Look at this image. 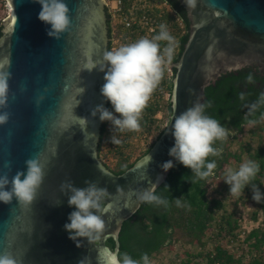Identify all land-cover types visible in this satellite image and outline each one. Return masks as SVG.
<instances>
[{"label":"water","instance_id":"water-1","mask_svg":"<svg viewBox=\"0 0 264 264\" xmlns=\"http://www.w3.org/2000/svg\"><path fill=\"white\" fill-rule=\"evenodd\" d=\"M13 16L0 27V70L10 73L9 99L0 125V174L9 178L25 170V161H44V180L27 206L0 203V255L10 253L17 264H103L105 242L119 235L124 223L141 208L137 193L169 173L161 165L174 145L171 123L222 74L245 67L264 72V0H194L185 9L190 35L173 67L172 115L151 151L121 176L100 158L104 123L91 110L102 102L103 73L93 65L109 50L110 14L103 0H66L71 24L59 40L49 38L38 20L41 6L33 0H8ZM107 14V15H106ZM111 29V26H110ZM111 44V40H110ZM104 106L108 108V103ZM151 158V159H150ZM95 182L107 189L106 230L99 241L80 246L68 238L64 225L74 210L61 185Z\"/></svg>","mask_w":264,"mask_h":264},{"label":"trees","instance_id":"trees-1","mask_svg":"<svg viewBox=\"0 0 264 264\" xmlns=\"http://www.w3.org/2000/svg\"><path fill=\"white\" fill-rule=\"evenodd\" d=\"M166 1L177 12L175 18L185 26L183 30L180 29L177 19L171 18L176 22L172 28L176 29L177 37L180 38L179 61L189 39L190 23L185 9L177 0ZM107 22L110 50L111 29L108 16ZM2 30L3 28L0 38L3 36ZM249 75L253 77L251 83L247 80ZM242 92L245 94L244 101L239 99ZM262 92L264 72L252 66L222 74L216 83L206 88L205 103L211 105L206 109V114L219 120L230 130L227 140L214 145L222 149L221 154L208 158L209 161L214 160L217 167L206 179L196 180L190 169L177 162L167 179L155 191L168 201V205L165 207L143 203L122 227L119 235L120 253H127L134 259H139L146 253L151 264L155 260H160V264H264V201L251 213V219L256 223L262 218L260 225L251 231L244 230L241 216L236 210L230 209L229 186L223 182L229 169H237L241 163L253 160L259 165V171L242 194L236 196L234 205L247 203L251 199L252 185H257L264 193V106L248 117L255 120V124H249L245 119L248 112L246 105L255 102ZM108 108L111 110L110 103ZM168 110L172 115L171 104ZM158 112L155 106H146L142 112L145 117L140 119L141 129L149 131L148 128L155 122L153 117ZM109 133V123L104 122L99 147L100 158L116 176L133 168L154 145L140 158L132 161V154L125 150L130 138L126 137L121 140L120 145L112 148ZM234 146H238L237 149ZM178 198H181L179 205L176 203ZM105 244L113 251L117 247L114 237H109ZM176 246H180L178 252H174Z\"/></svg>","mask_w":264,"mask_h":264},{"label":"clouds","instance_id":"clouds-1","mask_svg":"<svg viewBox=\"0 0 264 264\" xmlns=\"http://www.w3.org/2000/svg\"><path fill=\"white\" fill-rule=\"evenodd\" d=\"M41 6L38 20L48 26L49 38L59 40L67 32L71 24L70 9L66 0H33ZM186 7H194V0H184ZM160 42H165L161 50ZM175 38L170 34L167 26L161 24L159 32L151 39L140 38L137 41L122 45L114 50L103 53L102 59L93 65L95 70L103 73L104 83L100 88L102 102L96 104L90 115L100 123L110 125V142L114 145L122 143L120 133L125 131H139L140 117L152 93L159 86L164 66L173 59ZM10 73L0 70V125L5 124L9 115L5 109L9 99ZM253 82L252 75L247 77ZM239 99L245 100V94L240 93ZM110 103L111 110L104 106ZM210 104L202 103L200 98L193 102L185 111L173 116L171 135L174 145L169 150V156L176 162L190 169L196 180H204L213 174L217 167L210 156H219L222 149L215 147L217 142L227 140L230 130L219 120L206 114ZM264 106V92L257 100L246 105L248 112L245 119L249 124L255 120L248 119L259 107ZM151 159V158H150ZM166 173L174 167L173 160L161 165ZM259 171V165L253 160H247L237 169H229L224 175V183L229 186V195L239 196L254 179ZM44 161L32 158L25 161V170L18 171L9 178L8 174H0V203L9 205L14 200L19 205H30L36 198L37 192L44 180ZM156 184L144 188L137 195L138 203H154L167 206L168 201L155 193ZM252 199L257 203L264 201V193L257 185H252ZM61 191L67 197V204L74 209L68 216L64 230L68 238L76 243L99 241L105 233L106 222L104 214L108 211L104 207L109 198L106 188L95 182H86V186L77 187L72 182L61 185ZM177 205L181 198L176 199ZM103 264H151L148 254L139 259L132 258L127 253L118 250H104ZM0 264H17L16 259L6 253L0 255Z\"/></svg>","mask_w":264,"mask_h":264},{"label":"built area","instance_id":"built-area-1","mask_svg":"<svg viewBox=\"0 0 264 264\" xmlns=\"http://www.w3.org/2000/svg\"><path fill=\"white\" fill-rule=\"evenodd\" d=\"M108 12L110 14L111 26V48L114 50L122 45L130 44L140 38L151 39L159 32V26L165 24L170 34L175 38V51L173 59L170 63L164 66L163 78L152 93L146 106H155L159 112L153 117V120L160 126L161 123L166 122V128L170 122L171 115L169 114V104L172 99V85L174 81L173 67L178 63L180 55V38L177 37L178 33L174 28L177 22L180 29H184V24L179 19L175 18L177 13L170 3L166 0H103ZM2 12V15H1ZM6 14V15H5ZM13 16V10L8 0H0V27L10 17ZM177 19L176 22L171 18ZM172 22H171V21ZM173 25V28H172ZM176 31V32H175ZM177 33V34H176ZM182 34H185L182 31ZM161 50L165 46V42H160ZM167 111V112H166ZM166 112V115H165ZM167 117L168 120H164ZM145 114H141L140 119H143ZM164 120V121H163ZM155 124V123H154ZM153 124V125H154ZM152 125V126H153ZM151 127L148 128L149 131ZM110 128V125H109ZM141 130V128H140ZM145 130V129H143ZM137 134V133H136ZM125 137L122 139L124 140ZM112 148L116 145L112 144Z\"/></svg>","mask_w":264,"mask_h":264},{"label":"rangeland","instance_id":"rangeland-1","mask_svg":"<svg viewBox=\"0 0 264 264\" xmlns=\"http://www.w3.org/2000/svg\"><path fill=\"white\" fill-rule=\"evenodd\" d=\"M1 15H2V12H1ZM166 112H165V115H166ZM163 118L164 120L169 121L167 117L163 116ZM154 123L155 124L152 126L149 133L143 129L136 131L137 134H133L134 131H125L124 133H120L119 138L121 140L124 137L125 139L126 137L130 138V139L128 138L129 140L126 143L127 147L125 150L132 154V161H135L136 159L140 158L153 144L156 143V141L160 138L159 135H161V133L165 131L166 128L164 127V124H166V122L161 123L160 126L158 125V123L156 122ZM109 134L111 135V132ZM237 147L238 146H234V149H237ZM230 198H231L229 200V204L231 205L230 209L231 211L236 210L238 214L241 216L242 228L244 230L251 231L252 229L260 225V223L262 222V218H260L258 223L252 221L251 219V213L258 209L259 203L254 201L251 197V199L247 203H244V204L241 203L235 206L234 204L237 200V197L231 195ZM235 247H237V245H235ZM174 248H175L174 252H178L180 250V246H176ZM229 249H232V246H229ZM159 261L160 260H155L153 264H160Z\"/></svg>","mask_w":264,"mask_h":264},{"label":"flooded vegetation","instance_id":"flooded-vegetation-1","mask_svg":"<svg viewBox=\"0 0 264 264\" xmlns=\"http://www.w3.org/2000/svg\"><path fill=\"white\" fill-rule=\"evenodd\" d=\"M107 15V14H106ZM108 23V22H107ZM109 28V27H108Z\"/></svg>","mask_w":264,"mask_h":264}]
</instances>
